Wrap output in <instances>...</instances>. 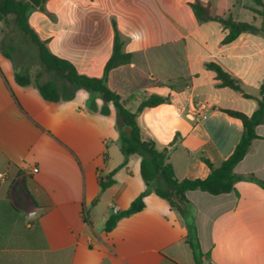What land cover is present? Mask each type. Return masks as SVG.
<instances>
[{
  "label": "crops",
  "instance_id": "obj_1",
  "mask_svg": "<svg viewBox=\"0 0 264 264\" xmlns=\"http://www.w3.org/2000/svg\"><path fill=\"white\" fill-rule=\"evenodd\" d=\"M191 1L46 0L44 11L29 15L50 51L90 77L104 74L116 21L133 61L113 69L107 85L131 97L132 112L146 96L170 98L144 110L138 124L160 149L179 136L170 161L180 180L207 178L202 157L219 167L234 152L243 124L221 109L251 115L258 108L256 100L219 87L206 65L221 66L250 95L258 97L264 85V36L243 33L224 43L228 30L217 21L198 22ZM200 1L214 18L262 25L253 0ZM2 46L0 173L8 178L0 179V254L10 256L3 262L197 264L185 241L184 219L154 193L146 196L142 211L105 231L115 208L129 209L148 189L141 158L133 155L101 193L100 177H109L124 161L115 107L108 104L110 113L102 114L103 100L85 89L70 100L46 101L34 83H16V66ZM256 132L259 138L234 171L264 180V123ZM235 187L218 196L187 192L202 251L213 264H264V189L246 180Z\"/></svg>",
  "mask_w": 264,
  "mask_h": 264
},
{
  "label": "trees",
  "instance_id": "obj_2",
  "mask_svg": "<svg viewBox=\"0 0 264 264\" xmlns=\"http://www.w3.org/2000/svg\"><path fill=\"white\" fill-rule=\"evenodd\" d=\"M253 1L256 7L252 11L262 17L261 27H256L253 23L234 20L232 17L214 18L210 12V6L203 4L200 0H192L189 5L198 22L217 21L222 24L228 30L224 43H230L243 33H260L264 36V0ZM45 2L46 0L38 8L39 10L44 11ZM35 9L29 0H0V21H4L6 25H9L10 19H14L18 29L36 48L41 66V70L36 73L34 80L28 69L18 70L16 67V83L22 87L34 83L42 97L49 102L70 100L78 89H85L92 97L98 96L103 100L104 106L101 112L104 115L110 113L108 104H113L117 113V127L120 131L121 151L124 161L109 174V177H100L101 193L115 184V180L113 179L114 174L120 168L127 165L131 156L138 155L141 158V175L144 182L148 185V189L132 202L129 209L113 213L106 222L105 231L110 232L113 230L121 218L142 211L146 207V196L149 193H154L165 200L184 219L187 227L185 241L191 247L196 263L213 264L210 261V254L202 251L193 207L188 200L187 192L199 190L218 196L234 192L236 190V183L244 180L253 182L264 189V180L258 179L254 175L241 176L234 171L236 166L249 152L252 142L259 138L256 129L264 123V85L260 87L258 97L250 95L242 89L240 82L227 73L221 66L216 63L206 65L209 70L216 73L219 87L230 88L244 98L256 100L258 108L251 115L237 110L221 109L222 112L239 119L243 124V134L234 152L219 167H215L210 160L202 157V160L210 170L207 178L180 180L176 176L174 167L170 161V153L179 136H176L174 141L168 146L160 149L153 139L143 135L138 124V117L144 110L169 103L170 98L156 94L146 96L143 98L137 111L132 112L128 108V102L131 100V97L124 99L107 85L108 75L113 69L122 65H128L133 61V55L124 52L125 41L118 30L116 21H112L115 33L113 52L105 66L104 74L102 77H90L80 74L70 61L62 59L50 51L48 42L43 41L39 37L29 22V15ZM10 51H14V47H11ZM3 54L13 60L8 51L4 50ZM44 72L49 73L52 78L41 82ZM59 80L65 83L64 89L59 87ZM167 86L174 90V86L171 83H168ZM91 104L93 105V99ZM126 128H130L131 132L128 133Z\"/></svg>",
  "mask_w": 264,
  "mask_h": 264
},
{
  "label": "rangeland",
  "instance_id": "obj_3",
  "mask_svg": "<svg viewBox=\"0 0 264 264\" xmlns=\"http://www.w3.org/2000/svg\"><path fill=\"white\" fill-rule=\"evenodd\" d=\"M0 22V44L12 56L18 70L28 69L34 80L36 73L41 70L36 48L18 29L13 18L10 19L9 25H6L4 21ZM11 46L14 47V51H10ZM51 78L52 76L49 73L44 72L41 82H45ZM58 84L61 89H64L65 83L63 81L59 80ZM6 257L10 259L8 255L0 254V264H5L3 261Z\"/></svg>",
  "mask_w": 264,
  "mask_h": 264
},
{
  "label": "water",
  "instance_id": "obj_4",
  "mask_svg": "<svg viewBox=\"0 0 264 264\" xmlns=\"http://www.w3.org/2000/svg\"><path fill=\"white\" fill-rule=\"evenodd\" d=\"M29 1L35 8H40L42 6L44 0H29ZM126 131L128 133L131 132L130 128H126Z\"/></svg>",
  "mask_w": 264,
  "mask_h": 264
},
{
  "label": "built area",
  "instance_id": "obj_5",
  "mask_svg": "<svg viewBox=\"0 0 264 264\" xmlns=\"http://www.w3.org/2000/svg\"><path fill=\"white\" fill-rule=\"evenodd\" d=\"M39 169L38 168H34L32 169L33 173H38ZM8 178V174L7 173H0V179L1 180H5ZM114 213H119L118 209H114Z\"/></svg>",
  "mask_w": 264,
  "mask_h": 264
}]
</instances>
